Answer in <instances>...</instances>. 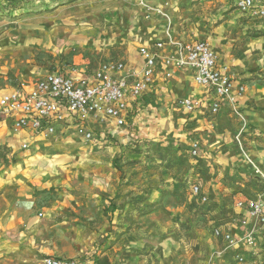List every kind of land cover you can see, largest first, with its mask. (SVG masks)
Segmentation results:
<instances>
[{"label":"crops","instance_id":"crops-1","mask_svg":"<svg viewBox=\"0 0 264 264\" xmlns=\"http://www.w3.org/2000/svg\"><path fill=\"white\" fill-rule=\"evenodd\" d=\"M139 1L75 0L69 7H60L61 0L54 4L59 6L53 13L56 17L44 19L23 35H3L0 97L17 88L27 94L37 81L53 73L69 76L74 69L77 76H87L98 68L93 62L99 57L123 62L126 73L138 72L144 65L139 54L142 47L152 49L155 42H164L160 55L165 57L176 49L173 43L206 41L217 65L227 67L229 76L245 86V93L236 101L244 123L226 103L217 114L209 111V91L195 85L191 69L166 67L158 60L147 93L157 94L164 102L159 101L163 110L157 116V137L168 133L172 143L181 140L188 147L192 140L198 141L194 181L200 195H193L189 187L181 203L169 192L164 199L173 204L139 218L143 225L138 226L134 224L133 198L140 194L135 186L126 185L128 180L121 179L113 162L122 157L130 138L150 137L144 127L134 134L130 126L143 124L138 106L141 99L130 104L124 127L84 121L94 133L90 142L76 136V123L57 125L51 136L27 129L13 134L12 117H0V264H42L44 257L72 259L79 264H96L101 259L108 264H170L186 240L177 235V221L192 219L191 211L199 204L210 223L201 230L202 235L198 233L203 251L192 262L183 260L181 264H236L237 250L244 259L245 252L249 253L241 246L229 247L214 231L227 233L234 240L245 235L255 223L237 204L264 196V37L244 38L241 21L235 17L208 15L206 11L216 7L209 2L180 12L181 5L175 0L148 1L149 7L171 19V36L167 37L166 20L147 12ZM217 1L219 10L228 4ZM197 10L202 13L194 16ZM71 11L74 14L68 17ZM27 39L41 43L54 57L63 54L64 60L55 58L53 70L19 63L13 56L20 46H28L22 42L28 43ZM184 99L196 100L199 106L193 112L180 107L183 112L175 103ZM239 132L243 148L235 142ZM177 185L176 180L163 183L157 179V190L150 193L148 203L159 201L162 191L175 190ZM144 204L136 206L139 209ZM166 215L172 217L170 223L164 219ZM255 233L259 249L264 232L257 226Z\"/></svg>","mask_w":264,"mask_h":264},{"label":"built area","instance_id":"built-area-1","mask_svg":"<svg viewBox=\"0 0 264 264\" xmlns=\"http://www.w3.org/2000/svg\"><path fill=\"white\" fill-rule=\"evenodd\" d=\"M147 1L140 0V5L147 7ZM233 6L242 16L250 19H264V0H232ZM172 44V43H171ZM176 49L168 56L161 57L164 42H155L153 48L142 47L139 54L144 59L140 71L130 70L126 73L123 62L101 64L89 75L81 77L76 71L73 75L62 76L57 73L46 75L37 81L34 89L24 94L22 89L0 97V117L13 119L11 131L17 134L22 130H31L33 133H43L45 136L55 134L57 125L77 124L75 134L85 142L94 139V133L84 126L83 122L89 119L99 124L112 123L116 127H124L130 112L132 101L140 99L149 92L153 85L157 61L161 60L164 66L175 69L189 68L193 72V81L196 86L206 88L210 94L209 111L217 114L226 103L232 114L244 123L243 114L236 106V101L245 93V86L234 81L228 68L218 66L214 52L206 41L194 43H173ZM166 78L170 77L166 73ZM179 105L186 112H193L199 102L191 99L179 101ZM235 140L240 146V132ZM23 149H27L23 145ZM189 153L192 158L199 156V143L192 140L189 144ZM264 187V177L261 181ZM192 194L200 195V188L194 186ZM205 202V198H201ZM239 209H244L254 227L245 235L234 240L231 235L214 231V236L222 238L229 247L241 246L250 251L257 248L255 241L256 229L259 226L264 232V196L239 202ZM235 260L243 263V256L239 253ZM42 264H79L75 260L44 257Z\"/></svg>","mask_w":264,"mask_h":264},{"label":"rangeland","instance_id":"rangeland-1","mask_svg":"<svg viewBox=\"0 0 264 264\" xmlns=\"http://www.w3.org/2000/svg\"><path fill=\"white\" fill-rule=\"evenodd\" d=\"M59 1L61 0H0V38L7 33L12 35H23V33L30 31L32 28L38 27L44 19L56 17L53 13L59 6L69 7L73 5V1L75 0H63L64 3L62 4H59ZM224 1L228 3L227 6L225 9L219 10L218 7L221 4H218L217 0H175L176 3L181 5V8H179L180 12L187 11V8L191 9L195 5V7L198 8V4L201 2V6L208 5L207 2H209L212 6L216 5V7L212 10L209 6V10L206 11L209 13L208 15L211 13L214 15L218 14V19H225V15L228 17H235V19L241 21L244 38L264 37V19L255 20L242 16L232 5V0ZM56 3L59 4V6H54ZM145 9L149 13L154 12L161 15L164 20H166L167 27L165 31H169L165 32L164 35L170 37L171 19L169 21V17L166 16V14L158 9L149 7L148 4ZM197 13L201 14L202 12L201 10H197V12L194 11V16H196ZM72 14H74V12L71 11L67 16L71 17ZM180 30L181 29H179V31ZM27 40L28 43L26 40H23L22 42L23 44H28V46H20V50H18L15 56H13L19 61V63L25 61L31 65L53 70L56 69L54 64L55 58H58L60 61L64 60L63 54L54 57L52 53L48 52V50H44V48L40 46L41 43L36 44L38 43L36 40L31 43L29 39ZM101 52L102 51H99V53ZM71 56H74V54ZM98 59L95 60L96 62H93V64H96L95 67H99L104 63L114 62L113 60L103 61L100 57ZM12 80L17 84V78L13 76ZM148 94L146 93L140 98L141 101H139L138 105L140 107V117L141 114H143L142 117H144L141 119L143 124H134L137 125L134 127L132 125L130 126L134 129V134L135 132L138 133L137 131L144 127L150 137H139L137 140L135 138H130L131 140L128 142L129 144L126 146V150L122 157L115 159L113 162L121 179L128 180L126 185L128 186L130 184V187L135 186L138 195L140 194L138 197L133 198L135 201V220L137 221V223L135 221L134 224H138V226L139 224L140 226L143 225V222L140 221L139 218L148 216L155 211H165V208H168L173 204L168 199H164L166 196H170L169 192L178 199H181V203H183L185 201L184 194L189 191V187L192 193V188L198 186L195 182V172H197L196 168L198 166L197 161L199 157L192 158L189 153L188 145L186 146L181 140L176 142L173 141L172 143L168 133L165 136L157 137V116L158 114H161V111L163 110V106H160L161 103L159 101L163 104L164 102L162 98L157 96V94L154 96H147ZM175 107L180 109L179 102L175 103ZM188 128L190 127H186V130L190 131L191 128ZM238 147L243 148V144L241 143V146L238 145ZM157 179L163 181V183H168L169 179L176 180L178 185L175 190L162 191L160 200L157 201L156 199L154 204H149L148 199L150 193L155 189L157 190ZM136 191L133 190L135 194H137ZM139 202L145 203L143 208H137L136 204ZM191 213L192 219L188 218L189 221H187V219L182 222L180 220L177 221V235L179 238H184L186 240L185 245L181 247L180 251L178 250L176 260L171 261L170 264H175V261L181 264L183 260L184 262H192V259L198 257L203 251L200 244L201 241L199 240L200 235H202L200 232L206 227H209L210 223H207L203 217L205 214L203 212L202 204H199L195 209H192ZM185 214L186 213L183 215ZM164 219L170 223L172 217L166 215ZM145 224L148 223L146 222ZM190 243H192V245ZM160 256L161 254L157 253V257ZM235 261L236 264H264V243L259 249L255 248L254 250L249 251V253L245 252L243 263H239L237 260Z\"/></svg>","mask_w":264,"mask_h":264},{"label":"trees","instance_id":"trees-1","mask_svg":"<svg viewBox=\"0 0 264 264\" xmlns=\"http://www.w3.org/2000/svg\"><path fill=\"white\" fill-rule=\"evenodd\" d=\"M96 264H108V261L106 259L98 260Z\"/></svg>","mask_w":264,"mask_h":264}]
</instances>
